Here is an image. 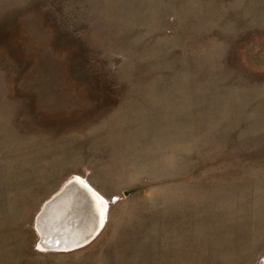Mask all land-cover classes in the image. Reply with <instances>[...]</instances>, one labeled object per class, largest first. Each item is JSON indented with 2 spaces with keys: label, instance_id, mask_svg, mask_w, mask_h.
Masks as SVG:
<instances>
[{
  "label": "rangeland",
  "instance_id": "374dc122",
  "mask_svg": "<svg viewBox=\"0 0 264 264\" xmlns=\"http://www.w3.org/2000/svg\"><path fill=\"white\" fill-rule=\"evenodd\" d=\"M74 178L104 226L42 251ZM263 260L264 0H0V264Z\"/></svg>",
  "mask_w": 264,
  "mask_h": 264
},
{
  "label": "water",
  "instance_id": "95a60500",
  "mask_svg": "<svg viewBox=\"0 0 264 264\" xmlns=\"http://www.w3.org/2000/svg\"><path fill=\"white\" fill-rule=\"evenodd\" d=\"M103 226L91 192L73 179L42 206L34 222L38 248L49 252L82 249L97 238Z\"/></svg>",
  "mask_w": 264,
  "mask_h": 264
},
{
  "label": "bare ground",
  "instance_id": "6f19581e",
  "mask_svg": "<svg viewBox=\"0 0 264 264\" xmlns=\"http://www.w3.org/2000/svg\"><path fill=\"white\" fill-rule=\"evenodd\" d=\"M72 180V179H71ZM73 180H76L77 182H79L80 184L84 185L87 189H89V191L91 192L95 203L97 205L99 214H100V220H101V224H103V222L105 223L106 221V209H107V203L106 201L100 196L98 195L90 185H88L86 182L82 181L79 178H74Z\"/></svg>",
  "mask_w": 264,
  "mask_h": 264
}]
</instances>
